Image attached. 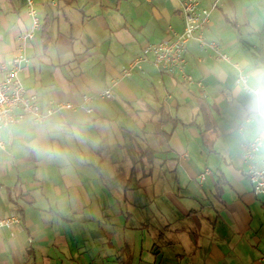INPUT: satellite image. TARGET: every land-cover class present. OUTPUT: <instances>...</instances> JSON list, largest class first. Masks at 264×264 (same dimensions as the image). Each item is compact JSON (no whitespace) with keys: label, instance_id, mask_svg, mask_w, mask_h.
<instances>
[{"label":"crops","instance_id":"0c3cea01","mask_svg":"<svg viewBox=\"0 0 264 264\" xmlns=\"http://www.w3.org/2000/svg\"><path fill=\"white\" fill-rule=\"evenodd\" d=\"M34 1L41 27L26 46L25 87L43 103L97 97L91 113L64 111L4 131L11 151L0 147V219L16 210L21 222L0 226V264H264V196L246 175L238 129L246 97L233 65L201 59L207 53L193 40L186 56L195 82L146 63L112 99L98 96L144 45L165 39L169 26L183 28L185 0ZM220 1L207 37L232 49L249 75L264 69V44L258 52L223 42ZM31 24L27 0H0L2 62L14 64ZM167 115L184 124L157 133Z\"/></svg>","mask_w":264,"mask_h":264},{"label":"built area","instance_id":"2783aa9c","mask_svg":"<svg viewBox=\"0 0 264 264\" xmlns=\"http://www.w3.org/2000/svg\"><path fill=\"white\" fill-rule=\"evenodd\" d=\"M151 1V0H148ZM218 1L210 5L204 4L203 0H185L182 5L184 16V27L178 31L169 26L167 37L161 41L149 42L142 48L141 53L136 55L127 65L123 66L110 86L104 88L98 96L105 99L114 97V87L120 81L131 77L137 71H143L146 63H151L160 72L176 75L186 83L195 82L194 77L188 71L187 51L188 45L195 40L206 51V56L215 61H226L236 69V84L241 87L242 80L248 79L249 74L242 64L225 50L224 45L214 39L207 37L208 25L211 21L212 11L217 8ZM28 13L32 19L30 29L21 37L19 54L13 65L9 66L0 61V147L6 152L11 151V147L3 139V133L13 124L32 120L37 125H42L51 116L64 112L85 110L89 113L94 111L92 105L96 99V94H83L79 98L51 99L43 103L37 94L30 92L24 85L20 76L21 69L28 61L25 52L27 43L33 38L41 27V20L34 0H27ZM200 88H205L201 81H197ZM172 99L171 94L166 95V101ZM241 125V123H240ZM240 125L238 129L240 131ZM260 150L253 152L244 139L242 144V156L246 165V175L248 176L253 192L258 196H264V166L258 162ZM206 170L200 175L205 179L209 174ZM21 217L16 210L5 218L0 219V226L11 227L20 224ZM264 262V256L262 257Z\"/></svg>","mask_w":264,"mask_h":264},{"label":"rangeland","instance_id":"374dc122","mask_svg":"<svg viewBox=\"0 0 264 264\" xmlns=\"http://www.w3.org/2000/svg\"><path fill=\"white\" fill-rule=\"evenodd\" d=\"M235 3L236 4L234 6L231 3L228 4L226 0L220 1V4L222 5L223 10L218 9V11L222 12L221 14L223 17H221L222 19H220L221 21H220L219 26H218L219 35L222 37L224 43H230L232 41L234 45L232 44L231 46L233 48L239 47V46H244V47H248L250 50L259 52V50L261 49V47L264 44V36L262 35V33H260L262 23L264 22L263 6L260 4L259 0H241V1L236 0ZM242 5H245L244 8H248L250 5L253 6V8H252V6L249 7L250 10L246 14V16L252 15L250 17L251 19H253L252 25H249L245 22L244 18L246 16H244L245 12L242 9ZM217 7H219V4ZM255 11L259 15L258 17L256 16ZM181 12H182V9H181ZM224 12L231 18L232 21L237 23V27H234L231 23L226 22V20L224 18ZM211 16H212V14H211ZM182 17L184 19L183 13H182ZM214 23L216 24V20ZM208 28H209V25H208ZM231 50L232 49L227 50L228 53L229 52L231 53ZM25 52H26V50H25ZM18 54H19V47H18L17 56H18ZM15 60H16V58H15Z\"/></svg>","mask_w":264,"mask_h":264},{"label":"clouds","instance_id":"9594fccd","mask_svg":"<svg viewBox=\"0 0 264 264\" xmlns=\"http://www.w3.org/2000/svg\"><path fill=\"white\" fill-rule=\"evenodd\" d=\"M241 89L246 97L240 135L255 152L264 148V69L257 70L242 80Z\"/></svg>","mask_w":264,"mask_h":264},{"label":"trees","instance_id":"16d2710c","mask_svg":"<svg viewBox=\"0 0 264 264\" xmlns=\"http://www.w3.org/2000/svg\"><path fill=\"white\" fill-rule=\"evenodd\" d=\"M224 17H225V20L226 22L228 23H231L234 27H237V24L231 20V18L224 14ZM46 33H47V30L44 31V37H46ZM204 107L205 109V112L204 113V117L205 119L207 120V124L209 125V127H207L205 130H214L215 129V119L214 117L212 116V112L210 111L212 108L208 107L206 104H202V108ZM169 123H173L175 125H178V124H184L181 120L177 119V118H172L170 115H167L165 116L164 120H162L161 122H159L157 125L159 127V129L157 130V133H161V134H165L167 135L168 134V131L165 129V126ZM187 124V123H186ZM191 123H189L188 125H190ZM226 182H222V180H219L217 182V188H218V193L217 195L219 197H222V190L221 188L223 187V185L225 184Z\"/></svg>","mask_w":264,"mask_h":264}]
</instances>
